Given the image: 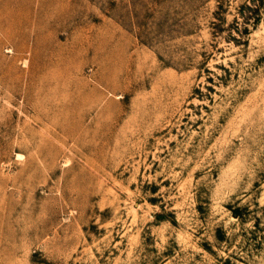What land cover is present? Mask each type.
Segmentation results:
<instances>
[{"label":"rangeland","instance_id":"374dc122","mask_svg":"<svg viewBox=\"0 0 264 264\" xmlns=\"http://www.w3.org/2000/svg\"><path fill=\"white\" fill-rule=\"evenodd\" d=\"M0 264H264V0H0Z\"/></svg>","mask_w":264,"mask_h":264}]
</instances>
